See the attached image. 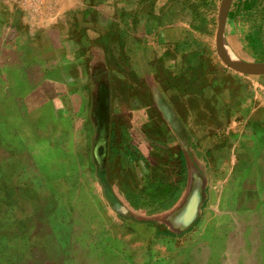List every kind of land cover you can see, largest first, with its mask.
Here are the masks:
<instances>
[{"label": "rangeland", "instance_id": "374dc122", "mask_svg": "<svg viewBox=\"0 0 264 264\" xmlns=\"http://www.w3.org/2000/svg\"><path fill=\"white\" fill-rule=\"evenodd\" d=\"M30 1L101 13L85 50L107 49L112 197L92 161L83 73L59 91L75 133L32 142L0 129V264H264V72L219 58L221 0ZM223 48L264 63V0H231Z\"/></svg>", "mask_w": 264, "mask_h": 264}, {"label": "crops", "instance_id": "0c3cea01", "mask_svg": "<svg viewBox=\"0 0 264 264\" xmlns=\"http://www.w3.org/2000/svg\"><path fill=\"white\" fill-rule=\"evenodd\" d=\"M87 3L76 8L54 1L45 8L30 0H0V129L6 137L23 135L36 142L39 132L52 127L48 131L52 135L64 125L75 133L74 119L59 95L62 81L67 84L83 73L88 76L95 86L90 89V111L102 86L107 90L97 84L102 76L107 79L105 69L97 66L107 55L106 47L97 43L85 50L92 44L91 31L100 34L102 28L101 13ZM77 46L84 50L78 52ZM78 55L85 59L78 61ZM72 61L82 64L79 70L70 69ZM51 88L56 92L51 93Z\"/></svg>", "mask_w": 264, "mask_h": 264}, {"label": "water", "instance_id": "95a60500", "mask_svg": "<svg viewBox=\"0 0 264 264\" xmlns=\"http://www.w3.org/2000/svg\"><path fill=\"white\" fill-rule=\"evenodd\" d=\"M231 0H221L215 34V48L223 64L231 70L244 74L264 72V63L234 64L228 60L223 48V35L227 21V12ZM94 138L92 140V161L96 168V176L102 186L104 197L108 200L112 197L107 180L106 157L109 136V102L105 87L96 94L91 112Z\"/></svg>", "mask_w": 264, "mask_h": 264}, {"label": "bare ground", "instance_id": "6f19581e", "mask_svg": "<svg viewBox=\"0 0 264 264\" xmlns=\"http://www.w3.org/2000/svg\"><path fill=\"white\" fill-rule=\"evenodd\" d=\"M225 54H226V52H225ZM226 57L228 58V60H230V62H232L234 64H241V62L234 60L235 58H234L233 54L231 53V51H227Z\"/></svg>", "mask_w": 264, "mask_h": 264}, {"label": "trees", "instance_id": "16d2710c", "mask_svg": "<svg viewBox=\"0 0 264 264\" xmlns=\"http://www.w3.org/2000/svg\"><path fill=\"white\" fill-rule=\"evenodd\" d=\"M234 2H235V0H234ZM230 15H231V14H229V16H230ZM165 235H166V236H170V237H176V235L173 234V233H171V232H166Z\"/></svg>", "mask_w": 264, "mask_h": 264}]
</instances>
